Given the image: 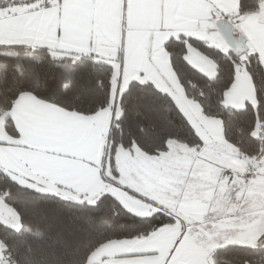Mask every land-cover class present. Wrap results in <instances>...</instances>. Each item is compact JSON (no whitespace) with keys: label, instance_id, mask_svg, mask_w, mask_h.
Here are the masks:
<instances>
[{"label":"snow or ice","instance_id":"obj_1","mask_svg":"<svg viewBox=\"0 0 264 264\" xmlns=\"http://www.w3.org/2000/svg\"><path fill=\"white\" fill-rule=\"evenodd\" d=\"M0 264H264V0H0Z\"/></svg>","mask_w":264,"mask_h":264}]
</instances>
